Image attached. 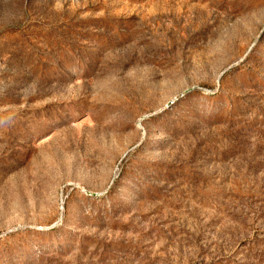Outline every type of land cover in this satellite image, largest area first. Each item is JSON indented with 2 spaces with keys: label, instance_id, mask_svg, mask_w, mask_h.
Returning <instances> with one entry per match:
<instances>
[{
  "label": "rangeland",
  "instance_id": "374dc122",
  "mask_svg": "<svg viewBox=\"0 0 264 264\" xmlns=\"http://www.w3.org/2000/svg\"><path fill=\"white\" fill-rule=\"evenodd\" d=\"M0 264H264V0H0Z\"/></svg>",
  "mask_w": 264,
  "mask_h": 264
}]
</instances>
